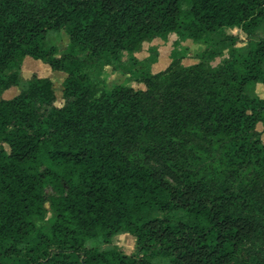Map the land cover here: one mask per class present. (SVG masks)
Instances as JSON below:
<instances>
[{
    "label": "trees",
    "instance_id": "16d2710c",
    "mask_svg": "<svg viewBox=\"0 0 264 264\" xmlns=\"http://www.w3.org/2000/svg\"><path fill=\"white\" fill-rule=\"evenodd\" d=\"M263 26L264 0H0V91L21 87L0 99V264H231L262 234L264 98L250 88L264 84V39L238 47L226 31ZM52 31L69 36L64 52L46 46ZM171 34L206 46L202 62L185 67L187 51L174 50L154 74L134 54ZM28 57L67 75L62 107L50 79L21 81ZM105 67L146 90L100 88ZM147 137L171 146L147 153L176 178L130 159ZM193 141L212 173L173 161ZM50 212V229H37ZM122 233L136 255L87 249Z\"/></svg>",
    "mask_w": 264,
    "mask_h": 264
},
{
    "label": "rangeland",
    "instance_id": "374dc122",
    "mask_svg": "<svg viewBox=\"0 0 264 264\" xmlns=\"http://www.w3.org/2000/svg\"><path fill=\"white\" fill-rule=\"evenodd\" d=\"M226 33L239 36L241 43L238 44V47H245L248 45L249 41H259L264 39V26L260 28L256 35L252 37H248L242 30L237 28L229 29ZM69 43V36L65 32L52 31L47 35L46 46L55 45L58 47L60 53L67 49ZM176 43L180 44L175 47ZM205 49L206 46L198 44L191 39H181L176 34H171L167 40L156 38L143 42L140 50L134 55L139 60L150 59L152 61L151 71L154 74H157L165 71L169 67L172 60L171 55L174 50L187 51V56L183 60V65L185 67H191L202 62V59L198 57L205 51ZM227 57L228 56L226 54L223 57L217 58L210 64L214 67L219 66L224 58ZM19 74L20 79L23 82L30 81L35 76L50 79L53 83L54 93L56 96L55 105L58 107H62L64 105V82L67 77L65 73L54 71L50 68V66L42 61L28 57L25 59ZM99 85L100 88H111L114 85H123L132 87L135 90H146L144 84L133 81L127 73H124L123 71H115L112 67H105L101 71L99 74ZM20 92V86L11 87L10 89L0 91V99L15 98L20 94ZM250 93L264 97V84L258 83L254 86V88L251 87ZM150 108L153 110L157 109L155 105H152ZM257 128L258 131H263L262 124H259ZM185 140L189 141L190 137H185ZM262 140L264 141V133L262 134ZM156 145L164 147L165 151H168L169 148H171V146L163 143V141L147 137L141 139L139 146L129 152V157L136 163L152 167L159 172H164L168 178L170 177V179H172V177L176 178V169L171 168L167 163L159 160L158 156H150L149 153H147V149H152ZM173 146L177 147V145ZM191 146H193L194 149H191ZM171 150H169L168 153H170ZM176 152H179L180 156L179 158H175L173 161L182 165V169L191 167L193 170L206 172L207 174L213 172V168L215 167L212 162L213 156L204 146L202 147L199 142L193 141L187 149L177 147ZM178 172L180 175V171ZM243 183L244 180L239 181L236 178L229 181L230 187L239 188ZM170 216L178 218L180 213H174ZM54 218V213L50 212L44 221L35 219L37 229L47 232L52 226ZM256 223L260 225L262 234H257L246 241L240 247L235 260L231 264H264V215H262L261 220ZM86 246L87 249L105 250L109 248H116L127 255L137 254L136 238L129 233H122L115 236L111 244H104L101 239H96L89 241Z\"/></svg>",
    "mask_w": 264,
    "mask_h": 264
},
{
    "label": "crops",
    "instance_id": "0c3cea01",
    "mask_svg": "<svg viewBox=\"0 0 264 264\" xmlns=\"http://www.w3.org/2000/svg\"><path fill=\"white\" fill-rule=\"evenodd\" d=\"M261 98H264L263 96Z\"/></svg>",
    "mask_w": 264,
    "mask_h": 264
}]
</instances>
